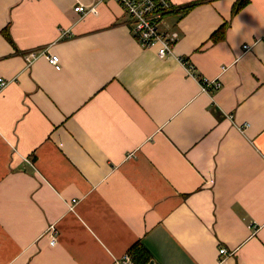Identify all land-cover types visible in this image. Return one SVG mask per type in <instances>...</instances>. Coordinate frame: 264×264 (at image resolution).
<instances>
[{
  "label": "crops",
  "instance_id": "0c3cea01",
  "mask_svg": "<svg viewBox=\"0 0 264 264\" xmlns=\"http://www.w3.org/2000/svg\"><path fill=\"white\" fill-rule=\"evenodd\" d=\"M170 1L0 0V264H264V0Z\"/></svg>",
  "mask_w": 264,
  "mask_h": 264
},
{
  "label": "built area",
  "instance_id": "2783aa9c",
  "mask_svg": "<svg viewBox=\"0 0 264 264\" xmlns=\"http://www.w3.org/2000/svg\"><path fill=\"white\" fill-rule=\"evenodd\" d=\"M121 5L123 10L130 16L132 22V31L142 46H156L157 54L165 56L173 52V45L178 39L176 32H164L159 29V21L164 14L174 9L170 0H115ZM74 9L78 12H84L85 7L82 5L75 6ZM60 36H68L67 30L59 29ZM248 45H243V49H247ZM37 54L31 52L25 56V62L29 65ZM47 61L54 66L55 69H60L59 57L56 54H46ZM185 64L189 74L194 76L192 66L186 63L182 58L179 59ZM7 81L0 78V87L5 86ZM200 90L208 92L210 88L217 89L220 86V81L217 79L201 78L198 80ZM48 232L51 234L49 244H56L57 231L54 225H50ZM219 254H227L224 247L218 249ZM121 264H134L128 253L121 258Z\"/></svg>",
  "mask_w": 264,
  "mask_h": 264
},
{
  "label": "trees",
  "instance_id": "16d2710c",
  "mask_svg": "<svg viewBox=\"0 0 264 264\" xmlns=\"http://www.w3.org/2000/svg\"><path fill=\"white\" fill-rule=\"evenodd\" d=\"M247 3V0H237L232 6V14L238 11ZM134 264H146L150 260V255L142 244L134 243L128 250Z\"/></svg>",
  "mask_w": 264,
  "mask_h": 264
}]
</instances>
